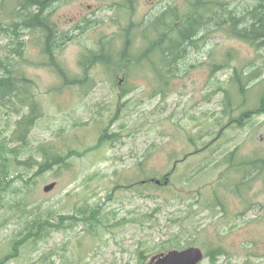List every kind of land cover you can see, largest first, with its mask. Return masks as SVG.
I'll use <instances>...</instances> for the list:
<instances>
[{"label": "rangeland", "instance_id": "rangeland-1", "mask_svg": "<svg viewBox=\"0 0 264 264\" xmlns=\"http://www.w3.org/2000/svg\"><path fill=\"white\" fill-rule=\"evenodd\" d=\"M128 1L50 6L46 17L64 36L53 63L40 31L19 32V53L0 35V78L13 88L0 96V152L10 160L0 264H147L190 247L223 254L200 264H264L262 53L212 25L164 91L148 68H135L126 83L101 66L84 68L82 56L100 40L194 0ZM222 1L242 17L257 0ZM14 7L4 2L0 25L12 23ZM50 146L68 156L66 168L39 169ZM50 183L56 187L44 193ZM36 208L61 229L17 249Z\"/></svg>", "mask_w": 264, "mask_h": 264}, {"label": "trees", "instance_id": "trees-1", "mask_svg": "<svg viewBox=\"0 0 264 264\" xmlns=\"http://www.w3.org/2000/svg\"><path fill=\"white\" fill-rule=\"evenodd\" d=\"M58 1L60 0H13L15 7L12 23L8 25V29L0 25V35L10 37L14 52L19 53L22 47V43L18 40L19 32L29 28L36 29L41 32L40 39H43L45 54L52 59V63L55 62L52 51L61 46L64 36H58L55 24L49 22L46 13L51 8L50 6ZM4 2L6 0H0V8ZM128 2L131 3L132 0ZM30 6L35 7V15L28 14L27 10ZM237 13V11H232L229 5L222 0H194L190 2L184 12L179 6L169 3L157 14L148 15L141 23L133 24V22L130 26H123L120 35L115 36L118 43L122 42L120 47H116V40L112 38L100 40L95 50H90L82 56L80 65L84 68L101 66L115 80L119 74H122L123 83L128 81L130 73L135 68H148L159 79V88L166 90L169 82L183 71L180 67L187 59L189 51L196 49L200 34L212 25L214 28H227L232 36L248 43L262 53L263 79L257 106V110L261 113L264 112V0H257L254 5L245 10L242 17ZM137 40L138 45L135 43ZM250 77L257 78L258 75L253 73ZM234 80L238 84L240 92L244 93L242 79L237 73H235ZM9 81L10 77L8 79L0 78V96H3L7 91L13 92ZM41 153L43 161L39 165L40 170L52 169L54 166L63 168L68 166V156L58 152L53 146L42 148ZM4 156L1 151L0 194L6 190L5 187L9 186L10 182L8 172L10 160ZM23 165H30V161ZM251 165H243L244 167L239 169L244 172L256 169V167L259 172L264 170V160L260 162L259 166ZM168 177L167 175L163 178V183L167 181ZM152 182L153 180L147 181L148 184ZM25 189L29 194V185H26ZM19 209L23 212L27 209V204L18 206ZM36 210L38 212L33 215L31 213L25 222V234L19 240L21 242L13 241L17 249L26 240L41 241L49 232L61 229L58 222L51 221L49 212L46 210L41 212L40 208H36ZM222 255L219 250H214L207 252L205 259L214 262Z\"/></svg>", "mask_w": 264, "mask_h": 264}, {"label": "water", "instance_id": "water-1", "mask_svg": "<svg viewBox=\"0 0 264 264\" xmlns=\"http://www.w3.org/2000/svg\"><path fill=\"white\" fill-rule=\"evenodd\" d=\"M159 184V181L155 182ZM56 183H50L43 188L44 193L51 192ZM205 259L204 252L196 247H190L181 251L171 250L153 256L147 264H200Z\"/></svg>", "mask_w": 264, "mask_h": 264}, {"label": "flooded vegetation", "instance_id": "flooded-vegetation-1", "mask_svg": "<svg viewBox=\"0 0 264 264\" xmlns=\"http://www.w3.org/2000/svg\"><path fill=\"white\" fill-rule=\"evenodd\" d=\"M27 12H28L29 15H35V13H36L35 7L33 8V6H30L28 8ZM7 27H8V25H5V29H8ZM28 30H31V29L29 28ZM5 38L7 39L8 43L9 42L12 43L9 36H5Z\"/></svg>", "mask_w": 264, "mask_h": 264}, {"label": "bare ground", "instance_id": "bare-ground-1", "mask_svg": "<svg viewBox=\"0 0 264 264\" xmlns=\"http://www.w3.org/2000/svg\"><path fill=\"white\" fill-rule=\"evenodd\" d=\"M29 4V3H28ZM34 8V7H33ZM17 26V25H16ZM8 102V101H7Z\"/></svg>", "mask_w": 264, "mask_h": 264}]
</instances>
